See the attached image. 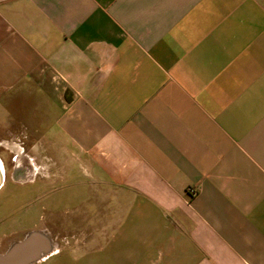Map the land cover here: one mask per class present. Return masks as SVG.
I'll use <instances>...</instances> for the list:
<instances>
[{"label":"crops","instance_id":"1","mask_svg":"<svg viewBox=\"0 0 264 264\" xmlns=\"http://www.w3.org/2000/svg\"><path fill=\"white\" fill-rule=\"evenodd\" d=\"M10 129L13 181L90 226L37 262L264 264V0H0Z\"/></svg>","mask_w":264,"mask_h":264},{"label":"rangeland","instance_id":"2","mask_svg":"<svg viewBox=\"0 0 264 264\" xmlns=\"http://www.w3.org/2000/svg\"><path fill=\"white\" fill-rule=\"evenodd\" d=\"M0 136L3 137L2 139L0 138V159L6 161L8 168L4 173L5 177L7 178L8 175L11 176V165L15 162L10 160V156L13 154L15 155L16 152H20L19 157L21 158V164L27 167L28 170L31 169L27 160L28 145L29 140L31 139L28 130H0ZM2 140L6 142H1ZM11 183V189L5 191L6 194L11 195H4L6 200L2 199V201H0V222L7 220L9 217L12 220L10 219L8 221L14 223L12 228L15 230L19 229L20 231L13 234L12 237L18 238L12 240L8 244L5 243L1 248L0 253L5 251L10 244L22 239V237L31 230L45 233L51 243V251L49 253L58 250L55 255H59L60 250L75 249L82 246V241L79 240V235L84 232H90V226L76 224L74 218L71 219L73 222L68 223L67 225L62 223L60 219V211L58 209L50 210L43 204L42 193H38L35 196L33 194L29 196L27 192V182L21 184L16 181H11ZM2 190H4V188ZM34 200L36 201V208L34 209V213H31V208L29 209V206L32 205L31 203H33ZM6 209H10L11 213L8 214L9 211L6 213ZM16 223H18V225ZM8 230V228L3 229L2 233L7 234L9 232ZM46 255L38 260H42ZM43 263V261H36L31 264Z\"/></svg>","mask_w":264,"mask_h":264},{"label":"water","instance_id":"3","mask_svg":"<svg viewBox=\"0 0 264 264\" xmlns=\"http://www.w3.org/2000/svg\"><path fill=\"white\" fill-rule=\"evenodd\" d=\"M14 168L11 171V177L18 179V174L25 175L27 178L29 170L24 167L20 172ZM5 174L2 166H0V186L3 183ZM24 178V177H23ZM51 251L50 239L45 233L31 230L27 232L22 239L10 244L8 248L0 253V264H31L42 256Z\"/></svg>","mask_w":264,"mask_h":264},{"label":"flooded vegetation","instance_id":"4","mask_svg":"<svg viewBox=\"0 0 264 264\" xmlns=\"http://www.w3.org/2000/svg\"><path fill=\"white\" fill-rule=\"evenodd\" d=\"M16 159V156L13 154V155H11L10 156V160L11 161H14L13 163L14 164H18V162H17V160H15ZM0 162H1V165H2V168H3V171H4V173L7 171V163H6V161L5 160H1L0 159ZM14 164H12V165H14ZM11 165V167H13ZM12 169V168H11ZM11 181H13V179H12V177L10 176V175H8L7 176V178L5 177L4 178V180H3V183L1 184V186H0V191L4 188V190H2L1 192H0V194H3V195H11V194H6V192L5 191H7L8 189L10 190L11 188H10V185H12V183H11ZM11 183V184H10Z\"/></svg>","mask_w":264,"mask_h":264},{"label":"bare ground","instance_id":"5","mask_svg":"<svg viewBox=\"0 0 264 264\" xmlns=\"http://www.w3.org/2000/svg\"><path fill=\"white\" fill-rule=\"evenodd\" d=\"M19 163H20V162H18V165H16V167H15V168H18V169H17L18 171H20ZM0 166H2V165H1V162H0Z\"/></svg>","mask_w":264,"mask_h":264},{"label":"built area","instance_id":"6","mask_svg":"<svg viewBox=\"0 0 264 264\" xmlns=\"http://www.w3.org/2000/svg\"><path fill=\"white\" fill-rule=\"evenodd\" d=\"M189 192H190L191 194H194L195 191H194L193 188H190V189H189Z\"/></svg>","mask_w":264,"mask_h":264}]
</instances>
